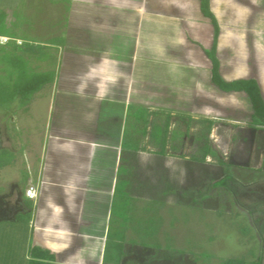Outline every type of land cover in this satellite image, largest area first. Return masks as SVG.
<instances>
[{
    "label": "crops",
    "instance_id": "1",
    "mask_svg": "<svg viewBox=\"0 0 264 264\" xmlns=\"http://www.w3.org/2000/svg\"><path fill=\"white\" fill-rule=\"evenodd\" d=\"M1 2L3 9L7 0ZM209 7L220 29L216 56L222 78H254L233 77L236 72L227 75L221 58L225 53H234V58L246 56L244 49L251 30L243 28L251 24L264 28V0H210ZM64 10L65 41L83 47H72L66 57L67 71L62 75V69H54L55 81L35 95L27 111L13 110L22 114L21 121L32 126L24 136L29 139L26 145H31V152L25 153L29 149L25 144L19 146L18 153L0 148L13 154L12 163L0 172L19 171L22 167L27 172L20 209L12 215H1L0 221L17 225L21 214L32 212L34 220L27 224V238L35 231L44 245L58 253L62 264H91L81 254L84 239L89 237L82 231L88 226L83 218L87 196L90 191L98 193L106 184L112 194L119 183L116 175L121 169L123 147L137 157L141 152L135 151L138 146L143 150L141 154L161 155L153 132L159 128L163 134L167 128L163 157L176 156L181 161L201 164L192 158L200 148L198 136L190 133L195 129L190 124H203L207 119L214 121V126L221 119L211 116L208 103L217 102L221 95L239 94L223 93L211 83L212 64L206 52L213 43L214 25L202 14L200 0H70L69 8ZM34 41L47 44L49 49L45 51L50 58L43 62L54 61L56 68V58L49 51L61 46L55 47L50 39ZM139 58L144 59L142 64ZM254 79L264 97L260 80ZM48 87L56 92L42 98ZM44 100L46 117L42 119L37 105ZM141 110L145 111V119L139 120ZM131 111L132 122L138 127L133 133L126 127ZM178 122H185L184 129L178 127ZM143 131L146 134L141 137ZM249 131L248 161L263 130L250 127ZM151 148L155 151L148 152ZM18 160L21 167L16 168ZM19 176L18 172L5 178L0 175V195L21 187ZM30 183L38 186L36 199L24 195ZM99 183L101 188L94 186Z\"/></svg>",
    "mask_w": 264,
    "mask_h": 264
},
{
    "label": "rangeland",
    "instance_id": "2",
    "mask_svg": "<svg viewBox=\"0 0 264 264\" xmlns=\"http://www.w3.org/2000/svg\"><path fill=\"white\" fill-rule=\"evenodd\" d=\"M69 4L70 0H7L4 4L15 12L10 22L15 21L13 30L19 39H50L55 47L61 46L49 51L56 58V68L54 61L32 58L31 66L35 70L62 69L64 75L67 54L73 46L83 47V44L65 41L64 9H68ZM1 6L0 0V10ZM253 25L243 28L251 30L244 49L246 56L234 58V53H225L221 60L224 73L258 78L264 91V28ZM144 41L143 36L139 48L141 57ZM21 42L17 40L18 44ZM143 60L139 58V63ZM55 92L53 87H48L41 97L49 98ZM238 94L219 95L217 102L208 103L211 116L221 119L213 126L210 137L223 160L232 163L228 172L235 179L231 185L233 192L212 187L213 181L223 178L227 172L215 158L197 164L188 159L178 160L176 156L166 159L159 154H141L142 151L137 157L125 146L121 169L116 175L119 183L112 194L108 184H101V188L99 183L94 185L101 188L98 193L90 191L87 196L83 218L88 226L82 231L89 237L84 239L81 254L89 263L100 260L101 264H220L226 259L242 258L248 264H264V132L259 135L253 157L248 161L252 110L247 97ZM45 104L44 100L37 105L42 119L46 117ZM131 114L132 111L126 127L133 133L138 127L132 122ZM21 115L19 111L0 110V148L18 153L19 146L28 143L29 139L24 136L32 126L21 121ZM178 123V127L184 129L185 122ZM204 125L191 123L195 129L190 133L199 137ZM156 133L160 137L162 130L157 128ZM140 142L142 144V140ZM30 146L25 153L31 152ZM18 166L21 167L19 160L16 168ZM17 172L24 188L27 172L23 167L19 171L8 169L0 175L5 178ZM32 214L30 219L34 220ZM28 222L26 218L17 221V225L0 221V264H27V248L32 243L31 238H27Z\"/></svg>",
    "mask_w": 264,
    "mask_h": 264
},
{
    "label": "trees",
    "instance_id": "3",
    "mask_svg": "<svg viewBox=\"0 0 264 264\" xmlns=\"http://www.w3.org/2000/svg\"><path fill=\"white\" fill-rule=\"evenodd\" d=\"M210 0H200V7L202 14L209 18L214 25L213 43L211 49L206 52L211 61V83L215 88L223 93H243L246 95L251 106L252 114L250 116L249 127L264 130V97L262 95L261 87L257 80L238 79L232 81H225L219 72V60L216 56L217 42L219 37V26L214 14L209 7ZM14 11L10 8H3L0 10V37H8V41L4 45H0V110L6 112H13L15 109L27 111L32 103L35 95L40 92L45 86L52 84L56 78L55 70L38 71L31 66V59L44 61L50 58L47 53L49 47L47 44H41L36 41H31L23 37L21 44L17 43L19 36L13 30L16 26L14 20ZM15 16V15H14ZM13 18L10 22V19ZM145 111L141 110L138 113L139 120L145 119ZM205 125L197 143L200 150L198 154L192 158L198 162L204 163L208 156L217 159L218 163L226 169V174L223 178L215 180L212 187L216 189H225L233 192L232 184L234 177L230 174L229 162L223 160L222 155L214 149L210 139V132L214 121L204 120ZM168 122L166 123V125ZM204 124V123H203ZM144 135L146 134L143 131ZM153 141L155 146L161 147L159 153L163 156L166 154L167 128L164 133L158 137L157 133L153 132ZM137 152L143 151L141 147ZM13 161V154L6 149H0V169L11 164ZM32 208V205L30 206ZM31 212L19 216V220L26 218L30 221ZM31 241L28 246L27 264H62L57 252L53 251L44 245L40 239L35 235V231L31 232ZM129 264H138L130 262ZM220 264H248L242 258L226 259ZM260 264V262L256 263Z\"/></svg>",
    "mask_w": 264,
    "mask_h": 264
},
{
    "label": "flooded vegetation",
    "instance_id": "4",
    "mask_svg": "<svg viewBox=\"0 0 264 264\" xmlns=\"http://www.w3.org/2000/svg\"><path fill=\"white\" fill-rule=\"evenodd\" d=\"M262 149L264 150V146ZM20 191L23 193L22 187L15 186L8 193L3 194V197H0V216L12 215L20 209V202L22 201ZM262 197H264V194H262Z\"/></svg>",
    "mask_w": 264,
    "mask_h": 264
},
{
    "label": "built area",
    "instance_id": "5",
    "mask_svg": "<svg viewBox=\"0 0 264 264\" xmlns=\"http://www.w3.org/2000/svg\"><path fill=\"white\" fill-rule=\"evenodd\" d=\"M8 38L0 37V43H6ZM22 43V42H21ZM20 43V44H21ZM38 193V186L36 184L30 183L25 190L24 195L29 199H36Z\"/></svg>",
    "mask_w": 264,
    "mask_h": 264
},
{
    "label": "water",
    "instance_id": "6",
    "mask_svg": "<svg viewBox=\"0 0 264 264\" xmlns=\"http://www.w3.org/2000/svg\"><path fill=\"white\" fill-rule=\"evenodd\" d=\"M0 197H3L2 195H0ZM20 197H21V199H22V197H23V193L20 191Z\"/></svg>",
    "mask_w": 264,
    "mask_h": 264
}]
</instances>
